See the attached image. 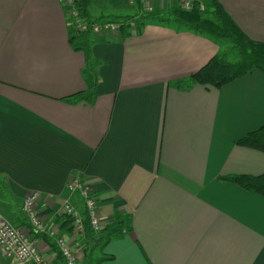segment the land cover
Listing matches in <instances>:
<instances>
[{
	"label": "crops",
	"instance_id": "1",
	"mask_svg": "<svg viewBox=\"0 0 264 264\" xmlns=\"http://www.w3.org/2000/svg\"><path fill=\"white\" fill-rule=\"evenodd\" d=\"M218 1L242 32L264 42V0ZM161 7L156 16L168 12ZM88 13L147 14L141 0H91ZM141 22L127 35L92 33L100 64L88 101L79 97L85 53L68 42L62 1L0 0V218L36 238L46 260L64 264L22 204L37 194L40 216L69 238L65 208L85 215L65 187L78 176L94 190L102 227L129 217L121 238L95 237L100 251L84 235L82 262L264 264V197L220 179L264 172V153L236 144L264 125V74L252 70L221 88H174L223 42L173 22ZM104 256L111 259L95 263ZM0 264L23 263L0 249Z\"/></svg>",
	"mask_w": 264,
	"mask_h": 264
},
{
	"label": "trees",
	"instance_id": "2",
	"mask_svg": "<svg viewBox=\"0 0 264 264\" xmlns=\"http://www.w3.org/2000/svg\"><path fill=\"white\" fill-rule=\"evenodd\" d=\"M90 1L73 0L77 16L84 19L87 26L79 31L69 30L68 42L72 49L85 53V64L81 74L86 81L87 89L79 97L93 101L95 88L99 80L96 68L100 62L95 61L90 53L92 36L90 25L96 22V19H92L88 13ZM194 2L195 4L189 11L182 10L174 4L173 7L175 9L170 17L156 16V14H152L151 12L139 19H136L134 16H117L107 17L108 19L105 21L119 22V33L124 35L129 34V32H139L142 27V19H152L163 23L173 22L188 30L203 34L212 40L229 43V50L215 54L203 66L187 77L171 82L170 85L174 88L187 89L196 84L221 88L252 70H257L264 74V42L252 40L242 32L218 0H194ZM200 3L204 5L203 10H199L198 8ZM230 53L233 55L232 60L228 59ZM236 144L264 153V125L245 134ZM220 179L231 181L250 193L264 197V172L258 175H231L220 177ZM83 217L84 235L89 240L101 234L100 236L105 238L103 241L105 243L110 239L121 238L124 232L129 230V227L126 225L129 219L128 216L115 218L110 224L101 227L97 232L90 228L87 216L84 215ZM45 240L56 251L58 258L63 260L55 242H50L47 236H45ZM103 259H111V257H101L96 259L95 263ZM89 260L88 258V262Z\"/></svg>",
	"mask_w": 264,
	"mask_h": 264
},
{
	"label": "built area",
	"instance_id": "3",
	"mask_svg": "<svg viewBox=\"0 0 264 264\" xmlns=\"http://www.w3.org/2000/svg\"><path fill=\"white\" fill-rule=\"evenodd\" d=\"M66 8V14L71 19L73 30L84 29L87 24L84 19L77 16L73 0H61ZM143 9L151 13L162 3L177 5L180 9L189 11L195 4L194 0H141ZM199 10L204 9L203 4L198 5ZM119 22L103 21L94 22L90 25L92 33H119ZM66 190L70 193H76L85 210V215L90 228L97 232L102 227L94 190L84 183L80 177L69 178L66 182ZM37 194L30 193L24 196L22 208L27 215L30 226L37 233L45 234L54 238L55 245L60 253L64 264H82L80 249L84 241V217L71 208H65L64 212L68 215L71 234L69 238L65 236H56L55 232L47 225L40 216L37 207ZM0 249L4 254L13 256L20 263L30 264H52L46 260L38 249V240L31 238L19 227L0 218Z\"/></svg>",
	"mask_w": 264,
	"mask_h": 264
},
{
	"label": "rangeland",
	"instance_id": "4",
	"mask_svg": "<svg viewBox=\"0 0 264 264\" xmlns=\"http://www.w3.org/2000/svg\"><path fill=\"white\" fill-rule=\"evenodd\" d=\"M174 6V4L172 3V4H170V3H162V7L160 8V9H162V8H166V10L168 11L166 14H164L165 15V17L166 16H171L172 15V12H173V10L175 9V7H173ZM159 7V6H158ZM157 7V8H158ZM159 9V10H160ZM157 11H155V12H153L152 14H155ZM160 14H162V16H164L163 15V13H160ZM94 19H96V22L97 23H99V22H103V21H105V20H107L108 18H104V17H100V18H94ZM229 47H230V45H229V43H227V42H224L223 43V48H222V50L223 51H226V50H229ZM228 59L229 60H232L233 59V55L230 53L229 55H228ZM102 247H103V243L101 244V245H99V246H96V247H94V248H90L91 250H97V251H100L101 249H102ZM87 250V249H86ZM86 250H83V253H81L82 254V256L85 258L86 256H87V251ZM90 262V263H89ZM89 262H82V264H91L92 262H93V260H89Z\"/></svg>",
	"mask_w": 264,
	"mask_h": 264
},
{
	"label": "water",
	"instance_id": "5",
	"mask_svg": "<svg viewBox=\"0 0 264 264\" xmlns=\"http://www.w3.org/2000/svg\"><path fill=\"white\" fill-rule=\"evenodd\" d=\"M91 240L93 242V245L96 247L98 245V243L101 241V238L100 237L99 238H92Z\"/></svg>",
	"mask_w": 264,
	"mask_h": 264
}]
</instances>
